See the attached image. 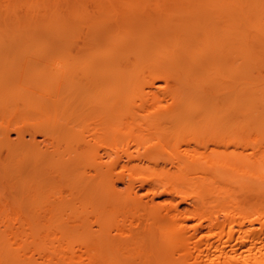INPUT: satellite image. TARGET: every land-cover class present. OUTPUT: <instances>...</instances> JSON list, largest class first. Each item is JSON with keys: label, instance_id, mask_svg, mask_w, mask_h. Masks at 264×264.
Listing matches in <instances>:
<instances>
[{"label": "bare ground", "instance_id": "obj_1", "mask_svg": "<svg viewBox=\"0 0 264 264\" xmlns=\"http://www.w3.org/2000/svg\"><path fill=\"white\" fill-rule=\"evenodd\" d=\"M0 264H264V0H0Z\"/></svg>", "mask_w": 264, "mask_h": 264}, {"label": "rangeland", "instance_id": "obj_2", "mask_svg": "<svg viewBox=\"0 0 264 264\" xmlns=\"http://www.w3.org/2000/svg\"><path fill=\"white\" fill-rule=\"evenodd\" d=\"M160 196L164 199L165 203H168V201L173 200L174 202H179L181 207L184 209L192 207L191 204L186 201H183L173 191H170L168 193H160ZM233 198H235L236 203H239V206L243 208H248L251 202H253L252 200H250V198L246 197L242 191H236V194L235 196H233Z\"/></svg>", "mask_w": 264, "mask_h": 264}]
</instances>
